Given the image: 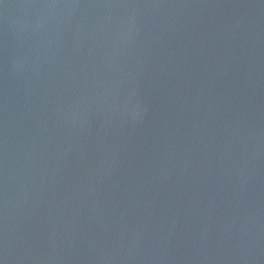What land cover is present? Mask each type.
Returning <instances> with one entry per match:
<instances>
[{"label": "water", "instance_id": "1", "mask_svg": "<svg viewBox=\"0 0 264 264\" xmlns=\"http://www.w3.org/2000/svg\"><path fill=\"white\" fill-rule=\"evenodd\" d=\"M0 264H264V0H0Z\"/></svg>", "mask_w": 264, "mask_h": 264}]
</instances>
